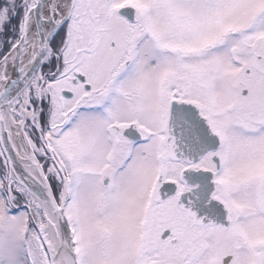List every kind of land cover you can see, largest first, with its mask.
Returning <instances> with one entry per match:
<instances>
[{
    "label": "snow or ice",
    "instance_id": "snow-or-ice-1",
    "mask_svg": "<svg viewBox=\"0 0 264 264\" xmlns=\"http://www.w3.org/2000/svg\"><path fill=\"white\" fill-rule=\"evenodd\" d=\"M0 264H264V0H0Z\"/></svg>",
    "mask_w": 264,
    "mask_h": 264
}]
</instances>
